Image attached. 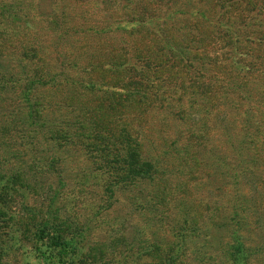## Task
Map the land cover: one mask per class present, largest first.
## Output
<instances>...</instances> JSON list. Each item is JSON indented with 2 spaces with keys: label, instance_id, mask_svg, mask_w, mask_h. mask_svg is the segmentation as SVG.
<instances>
[{
  "label": "trees",
  "instance_id": "obj_1",
  "mask_svg": "<svg viewBox=\"0 0 264 264\" xmlns=\"http://www.w3.org/2000/svg\"><path fill=\"white\" fill-rule=\"evenodd\" d=\"M135 1H140L137 4L140 13L137 14L136 7L126 8L124 3L122 7L126 8L123 17L125 23L121 25L114 20L118 16L116 11L110 10L108 6L105 8L108 14L104 20L101 22L97 19L92 23L89 18L92 7L88 5L85 7L86 11L79 8V5L85 4V0H70V4H63L64 0H38L31 8V11H38L47 20L53 16L52 7L56 4L55 19L58 21L52 22L54 26L43 31L42 39H38L36 43H31L33 34L25 35L24 60L15 62L14 58L16 60L18 56L14 52L6 56L0 55V68L4 61H13L6 70L0 71L4 82L0 88H7L12 92V98L7 99V114H12L8 124L14 120L8 131L5 130L7 138L12 137V151L11 154L8 151L5 158L17 153H23V157L28 153H34L37 157L42 155L43 160L51 156L56 162L46 161L39 169L47 175L46 180L55 176L60 184L63 183V169L57 156L60 153L74 154L78 163L75 176L80 178L79 184H75L74 188L103 189L109 199L116 192H123L135 199L130 200L131 206H135L136 210H145L143 217L147 216L146 221L154 223L157 219V223L165 225V218L172 216L168 220L170 226H174L172 240L168 243L166 241L164 245L157 243L160 247H157L156 254H161L157 256V263L184 264L198 261L196 259L199 256L203 259L202 263L206 264L201 254L205 257L206 253L213 256L211 252L215 248L210 242L218 236L214 228V224H217L214 214L219 212V206L210 207L197 195L200 193L195 191L197 183L202 178L211 182L220 164L222 167L232 165L229 158H234V155H225L223 152L237 148L242 151L244 145L248 146L250 164L256 167L261 165L264 160V143L261 139L264 140V136L258 133L257 127L264 125V121L259 123L256 118L262 119L263 114H258L257 117L248 114L244 117L243 126L248 125L246 142L236 140L235 144L231 141L227 146V140L213 136V140L216 138L214 142H219L223 148H217L216 144L210 151L205 144L211 139V130H214L206 129L205 126L208 119L217 117L214 114L216 107H206L203 110L200 106L197 110L196 106L194 110L190 106L188 109L195 113L204 111L203 114L189 116L191 121L198 122V129L181 131V136L172 143L166 137L167 147H163L161 156H154L150 148L153 142L147 141L146 130L153 118L154 109H173V114L178 116L182 110L174 106L185 100L191 101L186 96L196 95L200 91L202 79L214 80L215 85L208 84L205 92L213 95L218 75H224L225 78L233 76L226 66L236 62L238 52H231V58L228 55L219 58L214 50L232 48L230 44H237L235 40H238L242 29L248 27V33L251 34L248 41L252 40V35H257L255 29L264 30V0H199L206 5L202 17L207 20L203 25L209 31L207 36H223L221 38L230 41L225 43V47H218L216 44V48L210 51V56L199 54L207 52L209 47L203 40H197V35L194 34L197 31L203 35L200 24L178 26L179 22L176 20L170 22L171 25L167 24L181 12L180 6L168 4L170 0ZM243 3L248 4V9L241 8ZM117 5L121 6L119 1ZM31 14L32 12V17ZM32 25L29 30L33 28ZM184 28L188 32H181ZM51 31L55 34L54 41L47 39ZM125 36H129L132 42ZM136 36L140 37V41L135 39ZM263 39L264 35L258 40L262 45ZM37 50L47 51L46 58ZM255 51L253 45H248V53L253 52L256 60L264 59V52ZM235 64H238V60ZM254 67L248 62V79L244 75L238 78L249 83V74H252L250 69ZM35 69L39 70L36 72ZM212 73L213 76L210 75ZM246 85L238 80L229 81L223 89L227 92L226 95L231 92L237 94L238 102L248 97L251 105L257 103L259 107H263L254 99L256 92ZM44 90H50V96L54 91L55 96H46ZM172 99L176 101L173 100L174 105L168 107L167 103ZM250 108L252 109L251 106ZM16 114L18 117L15 119ZM3 129L0 134H4ZM203 151L205 157L202 155ZM39 169L32 166L37 174L40 173ZM237 170L232 169L235 177L238 176ZM240 171L243 176L248 171L254 172L249 167L248 171L246 168ZM201 172L203 176L199 178ZM5 184L7 183H3V186ZM52 186L50 183L49 188ZM61 188L63 187L53 188V196L48 198L49 204L46 210L43 209L45 211L30 210L25 224L21 225L19 217L8 218L7 226L11 228L12 234H7V249L11 247L12 241H20V233H27L29 229L31 239L45 248L42 252L41 247H36L35 254L37 251L42 256L49 249L52 256L55 253L70 256L80 251L83 243L67 247V236L71 239L79 234L78 238L81 239L77 240L83 241V232L88 230L85 226L92 222L86 219L79 226L75 218L62 213L58 207V191ZM8 203L11 202L1 200L0 191V205L8 206ZM170 207L171 211L180 208L182 212L175 211L171 215ZM65 212H68L67 207ZM208 212L210 215L204 216ZM5 215L1 213L0 217L4 218ZM149 215L156 217L149 218ZM2 223L6 225L5 220ZM236 241L237 247L231 253L234 258L240 259L245 252L249 253V248L239 235L236 236ZM17 243L14 242L13 245L16 246ZM204 248L207 250L203 251ZM230 250L219 249L218 252L220 255L229 254ZM1 251L3 250L0 249V259L6 254ZM98 260V254H94L92 260L84 262L98 264ZM207 263L209 264L208 260ZM50 264L56 262L52 261Z\"/></svg>",
  "mask_w": 264,
  "mask_h": 264
},
{
  "label": "rangeland",
  "instance_id": "obj_2",
  "mask_svg": "<svg viewBox=\"0 0 264 264\" xmlns=\"http://www.w3.org/2000/svg\"><path fill=\"white\" fill-rule=\"evenodd\" d=\"M37 1L38 0H0V55L6 56L14 52L16 56H18L16 60L14 58L15 62H17V60H24V58H26V50L24 48L25 35L27 33L33 34L32 38H30L31 43H36L38 39H42L43 31H48L49 28L54 26L52 22L58 21V19H55L57 13L56 4L52 7L53 16L47 20H45L38 11H31V8L37 4ZM117 1L120 2L121 6L117 5ZM117 1L85 0V4L79 5V8L86 11L88 5L92 7L89 16V18L92 19V23L93 20L100 19L101 22L102 19L104 20V17L108 14L107 10H105L107 6L110 10L116 11L118 16L114 20L118 22L119 25L125 23L123 17L126 8L136 7L137 14L140 13V9L137 6L140 1ZM145 1L147 2V0ZM62 3L70 4V0H64ZM124 3V6H127L126 8L122 7ZM168 4H177L180 6L181 12L178 15L176 14L177 17L175 19L169 20L167 24L171 25L170 22L176 21L179 22L178 26L188 23L196 26L200 24V30L204 31L203 35L198 34L197 31H195L194 34L197 35V40H203L209 47L207 52H200L199 54L210 56V51L212 48H216V44H218V47H221V45L225 47V43L227 41L230 42L229 40L221 38L223 36H207L209 31L203 26L207 20L202 17V12L206 5L200 3L199 0H170ZM244 7L248 9V4L243 3L241 8ZM30 12H32V17L30 16ZM170 15H172V12H170ZM32 24H35V26ZM30 25L33 26L31 30H29ZM174 25L177 24L174 23ZM248 30L247 27V29H242L240 31L238 40H235L237 44L231 43L230 46L232 48H229V50H227V48L214 50L219 54V58H223L226 55L231 58V52H238L236 55L238 64H235L237 62L236 60V62L233 61L231 65L228 64V66H226L229 74H233L234 78L233 76L225 78L224 75H218L215 79V81H218L217 87L212 90L213 95L205 92L208 84L210 85L213 83L215 85L214 80L202 79L203 81H200L202 83V88H199L200 91L196 95L186 96V99L190 97L189 100L191 101L187 102L185 100V105H182L183 102L179 105L176 104L177 107L174 106V108H180V110H182L178 113V116L173 114V109H166L164 111L161 109L153 110V118L149 122L146 135L148 136L147 141L151 140V142H153L150 148L153 150L154 156H161L164 152L163 147H167L166 137L169 138V142L172 143L178 136H181V131L187 132L188 130L198 129V122L191 121V117L189 116L191 114H203L204 111L195 113L188 109L190 106H193L191 108L194 110H196V106L197 110L201 107L203 110L206 107H210V109L217 108V111L214 112V114H217V117L208 119L205 126L206 129L214 130H211V139L209 138L208 142L205 144L208 151L216 144L217 148H223L222 144L214 142L217 137L227 140V146H229L228 144H230L231 141L234 143L236 140L238 142H246L248 140V136L246 135V132H248V125L245 127L242 122L244 117H247L248 114H253L255 117H257L258 114H263L262 119H256L258 122L264 121V59L256 60L253 52L248 53V45H253L256 50L255 52L258 50L260 53L264 52V43L262 45L258 42L264 35V30L259 28L255 29L257 35H252V40L249 41L248 37H250L251 34L250 32L248 33ZM181 32L188 31L184 28ZM125 38L127 40L130 39L129 36H125ZM43 39L46 38L43 36ZM47 39L54 41L55 34L51 31ZM135 39L140 41V37L138 36H136ZM196 39L195 43L197 42ZM128 41L132 42V39ZM251 41H253V44H250ZM74 42L76 43V40H74ZM43 46H45V43ZM42 54L44 58H46L47 51L44 50ZM248 62L251 64V67L253 65H255V67L250 69L252 74H249V83L248 81L245 83L242 81L243 79L241 77L238 78V76L244 75L248 79ZM12 63L13 61L11 60H9V63L4 61L1 64L0 71L6 70ZM39 69H35L34 71L37 72ZM225 74L227 75L226 72ZM210 75L213 76V73ZM237 80L244 85L247 84V88L249 85L256 92L254 99L263 105V107H259L257 103L251 105L248 97L238 102L237 94L235 95L231 92L229 95H226L227 92L223 89L226 83L228 84L229 81L234 82ZM3 85L4 82H2L0 77V86ZM252 86H254V88ZM193 88H195V86H193ZM49 91L50 90H44L43 92L46 96H50ZM51 96H55L54 91ZM205 96L209 98H205ZM8 98H12V92L7 88L3 90L0 88V130L4 128V134H0V191L1 200L11 202L8 203V206H5L7 204H2L3 206L0 205V214H6L4 218L0 217V249L3 250L1 252H6L0 259V264H50L52 261H55L56 264L62 261H64L65 264H85L84 260H92L94 254H98V261L100 264H156L158 262L157 256L161 255L156 254L157 247L159 245H164L166 241L168 243L172 240L171 232L174 226L171 227L168 222L172 216L165 218V225L157 223V219L153 223L151 220L146 221L147 216L143 217L145 210H136L135 206L129 204L130 200L134 201L135 199L123 192H116V195H114L112 199H109V195L105 193L103 189L99 191L98 188L93 190V188L90 187L84 189L80 187L74 188L75 184H79L80 182V178H76L75 176L77 175L78 163L76 159H74V154L65 155L64 153H60L57 156L60 161L59 164H61L60 166L63 169V183L61 182L60 184L58 178L55 176L50 178L51 180H46L47 175L39 169L44 166L43 163L46 161L51 163L56 162L51 156L49 159L43 160L42 155L37 157L34 153H28L23 157V153H17L13 157L5 158L7 152L9 151L11 154L12 151V149H10L12 148L10 146L12 137L9 136V138H7L6 132L14 122V120H12L11 123L8 124L12 117V114H7V106L9 105L7 102ZM173 100L176 101V99L169 100L167 103L168 107L174 105L172 103ZM171 114H173V116ZM17 117L18 115L16 114L15 119ZM263 126L264 125H260V127H257V131L261 136H264ZM204 132L207 134L206 130H204ZM213 136L216 137L214 140ZM261 141L264 143L263 139H261ZM243 148L242 151H239L237 148L235 150H229V152H223L225 155H234V158H229L232 165L222 167L219 163L220 168L216 169L213 179L210 180L211 182L202 178V172L199 174V178H202V180H199L197 183L198 186L195 191L200 192L197 195L205 200L210 207L214 205L216 207L219 206V212L214 214V219L217 221V224H214L216 225L214 228L216 233L218 232V236L215 240H211L210 242L213 243V247L215 248V250L211 252L214 259L212 258L213 256L210 257L208 253H206V257L203 253L201 254L206 264H208L207 260L209 264H264V160L261 161V165L258 167L251 165L248 159V146L244 145ZM33 149L35 150L36 147H33ZM18 152L22 151L18 150ZM202 155L205 157L204 151ZM165 161L169 162L168 159ZM30 165L39 169L40 173L37 174L33 171ZM248 167L253 169L254 172L248 171ZM242 168H246L249 172L246 176H243L242 173L240 174V169ZM232 169H238L236 171L238 176L235 177ZM36 175L37 177H35ZM93 181L97 180L93 179ZM3 183H7L4 185L5 187ZM50 183L53 185L52 187L56 189L63 187L61 191H58V207L62 213L75 218L79 226L83 225L86 219L92 222L91 225L85 226V229L88 228V230L83 232V241H79L81 239L78 238L79 234H75L71 239H68L70 236L68 237L64 233V236H67V247H74L79 242L83 243L81 244L80 251H77L76 254H70V256L68 254L58 255L56 253L52 256L49 249L46 250L44 254L42 253V256L37 251L35 254L34 249L36 247H41L42 252H44L45 248L41 243H35L31 239L29 229L27 233H20L21 238H19L20 241L17 239L18 243L16 240L12 241L10 247V243L8 242L10 248L7 249V234H12L11 228L7 226L9 224L7 222L8 218L11 216L19 217L22 222L21 225H23L27 222L30 210L34 212L37 209L45 211L46 206L49 204L48 198L52 197L54 193L53 188H49ZM65 207H67L68 212H65ZM169 209L171 211V207ZM175 211L182 212L179 208L176 210L173 209L170 214L172 215ZM209 215L210 212H208L207 215L204 214V216ZM155 217V215H149V218ZM207 219L206 217L205 220ZM3 220L6 221V225L2 223ZM207 223L209 225V222ZM234 231L235 236H233ZM237 235L240 236L241 240L243 239L245 241L247 248H249V253L245 252L240 259L234 258V255L231 253L237 247ZM14 242L17 243L16 246L13 245ZM157 243L160 244L158 245ZM207 248H204L203 251L207 250ZM228 248L231 249L229 254H219V249L227 250ZM196 260L199 262L194 261L184 264H203L201 261L203 259L201 257L197 256Z\"/></svg>",
  "mask_w": 264,
  "mask_h": 264
}]
</instances>
